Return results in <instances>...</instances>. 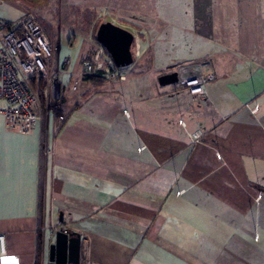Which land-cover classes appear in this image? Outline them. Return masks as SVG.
I'll return each mask as SVG.
<instances>
[{
	"label": "crops",
	"instance_id": "0c3cea01",
	"mask_svg": "<svg viewBox=\"0 0 264 264\" xmlns=\"http://www.w3.org/2000/svg\"><path fill=\"white\" fill-rule=\"evenodd\" d=\"M206 3L181 64L213 75L202 103L131 71L80 82L81 42L55 52L31 132L0 117L8 257L49 264L48 227L62 223L80 236L79 264H264V0ZM2 4L0 19L23 14Z\"/></svg>",
	"mask_w": 264,
	"mask_h": 264
},
{
	"label": "rangeland",
	"instance_id": "374dc122",
	"mask_svg": "<svg viewBox=\"0 0 264 264\" xmlns=\"http://www.w3.org/2000/svg\"><path fill=\"white\" fill-rule=\"evenodd\" d=\"M194 1H196L195 4ZM206 1L3 0L2 5H12L19 8L23 14H33L41 26L49 31L48 33L44 30L52 48L49 80L42 82L41 89L37 86L38 81H36V87H32L39 97L37 109H40V98L47 96L51 82L57 81L58 74L53 71V65L58 47L73 48L75 46L76 48V45L82 42L81 48L84 52L76 78L83 82L84 78L80 74L81 64L88 59H93L101 50L102 47L96 42L95 36L103 23H112L134 36V45L131 50L133 64L127 70V74L131 71L129 76L152 78L159 90L172 91L173 86L161 88L156 80L161 75L174 72L182 63L192 62L196 56L197 45L195 46L192 35L199 31L200 25L196 23L198 13L204 12L202 17L204 19L207 17ZM183 31L184 34H182ZM69 59L64 58V67L70 64ZM142 81H144L143 78ZM80 82L72 85V88L74 87L78 92L81 90ZM190 104L196 106L194 102Z\"/></svg>",
	"mask_w": 264,
	"mask_h": 264
},
{
	"label": "built area",
	"instance_id": "2783aa9c",
	"mask_svg": "<svg viewBox=\"0 0 264 264\" xmlns=\"http://www.w3.org/2000/svg\"><path fill=\"white\" fill-rule=\"evenodd\" d=\"M102 52L101 48L93 59L82 62L81 76L107 84L124 82L130 66L117 67L108 54ZM51 59V45L33 14L24 13L14 21L0 19V117L8 131L25 135L39 122L36 114L39 97L31 82L49 80ZM174 72L177 82L172 89L184 92L196 104L206 99L207 88L214 77L205 72L201 64L180 65ZM189 138L198 145L202 142V133L195 131ZM58 232L67 233L68 228L62 223L48 227L49 237L54 238ZM0 264H19L15 257H8L3 235H0Z\"/></svg>",
	"mask_w": 264,
	"mask_h": 264
},
{
	"label": "water",
	"instance_id": "95a60500",
	"mask_svg": "<svg viewBox=\"0 0 264 264\" xmlns=\"http://www.w3.org/2000/svg\"><path fill=\"white\" fill-rule=\"evenodd\" d=\"M95 40L117 67H129L133 64L131 50L134 45V36L131 33L112 23H103L96 32ZM176 82L175 72L157 78V84L161 88L172 86ZM79 259L80 236L70 231L58 232L49 246V264H79Z\"/></svg>",
	"mask_w": 264,
	"mask_h": 264
},
{
	"label": "trees",
	"instance_id": "16d2710c",
	"mask_svg": "<svg viewBox=\"0 0 264 264\" xmlns=\"http://www.w3.org/2000/svg\"><path fill=\"white\" fill-rule=\"evenodd\" d=\"M37 21H38V20H37ZM38 23H39L41 29L43 30V32H44V30H45L46 32L49 33V31H47L46 29H44V28L41 26V24H40L39 21H38ZM84 80L89 81V82H93V83L95 82V83H97V84H99V85L104 84L103 81L98 80V79H94V78H84ZM42 82H43V81H38V83H37L36 81H32V82H31V86H32L33 88H35V87H36V83H37V86H40V89H41V88H43V84H42ZM33 90H34V89H33ZM34 92H35V91H34Z\"/></svg>",
	"mask_w": 264,
	"mask_h": 264
}]
</instances>
